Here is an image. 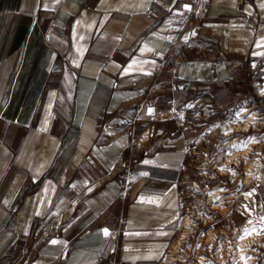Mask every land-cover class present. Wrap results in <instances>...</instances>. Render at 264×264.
I'll list each match as a JSON object with an SVG mask.
<instances>
[{
  "label": "crops",
  "instance_id": "crops-1",
  "mask_svg": "<svg viewBox=\"0 0 264 264\" xmlns=\"http://www.w3.org/2000/svg\"><path fill=\"white\" fill-rule=\"evenodd\" d=\"M193 3L0 0V264L164 260L221 83L264 119V0Z\"/></svg>",
  "mask_w": 264,
  "mask_h": 264
},
{
  "label": "rangeland",
  "instance_id": "rangeland-1",
  "mask_svg": "<svg viewBox=\"0 0 264 264\" xmlns=\"http://www.w3.org/2000/svg\"><path fill=\"white\" fill-rule=\"evenodd\" d=\"M224 98L210 114L212 131L198 145L190 178L196 226L188 227L183 201L185 228L160 264H236L238 256L242 264H264V119L236 106L247 96L229 104Z\"/></svg>",
  "mask_w": 264,
  "mask_h": 264
},
{
  "label": "built area",
  "instance_id": "built-area-1",
  "mask_svg": "<svg viewBox=\"0 0 264 264\" xmlns=\"http://www.w3.org/2000/svg\"><path fill=\"white\" fill-rule=\"evenodd\" d=\"M211 0H194V3L192 5V8H191V11L188 15L184 16L183 14L181 13H177L174 15V21L177 23L181 20H185L184 23H182L181 27L182 29H185L188 25V23L193 20V19H196L198 17H200L207 9L209 3H210ZM153 11L150 10L148 12V16L151 17ZM176 80L174 79V82ZM221 86H224V83H221ZM219 96L221 95L220 97V100H219V108L222 107V105L220 104H223L222 101H225L226 99L224 98L222 100V94H225V96H228V104L230 102H235L238 100L239 97H241V95L239 93H235V92H230V91H226L224 89L220 90L218 92ZM201 95V93H200ZM232 95H234V97H232ZM231 99V100H230ZM227 104V103H226ZM202 141H198L196 140L194 142V145L192 147V149L190 150L189 152V155H190V160L188 161V163L183 167V170H184V176L182 177L181 179V189H180V197H181V200L182 202L185 201L183 203V210L184 212L187 214V219L189 220V225L188 227L192 229V227H195L196 225L194 224V213L195 211L192 210L194 209V205H192V199L195 198V195H194V191H195V188L194 186L191 185V181H190V178H191V174H192V171L193 169L196 167L195 165V158H197L196 156L198 155V145L201 143ZM187 201V202H186ZM190 201V202H189ZM185 227L181 224L179 230H183ZM186 238V236L184 235L183 236V240ZM172 245L170 246V248L168 249L167 251V256H168V253L171 255V253H174L172 251ZM177 249V248H176ZM177 260V259H176ZM162 263V262H161Z\"/></svg>",
  "mask_w": 264,
  "mask_h": 264
},
{
  "label": "bare ground",
  "instance_id": "bare-ground-1",
  "mask_svg": "<svg viewBox=\"0 0 264 264\" xmlns=\"http://www.w3.org/2000/svg\"><path fill=\"white\" fill-rule=\"evenodd\" d=\"M248 179V178H247ZM187 223V222H186ZM188 225V223L186 224V226ZM211 236V235H210ZM209 236V237H210ZM235 261V260H234ZM237 261H238V263H236V264H242L243 263V257H241V256H238V258H237ZM249 261H250V259H249Z\"/></svg>",
  "mask_w": 264,
  "mask_h": 264
},
{
  "label": "snow or ice",
  "instance_id": "snow-or-ice-1",
  "mask_svg": "<svg viewBox=\"0 0 264 264\" xmlns=\"http://www.w3.org/2000/svg\"><path fill=\"white\" fill-rule=\"evenodd\" d=\"M185 7H187V6H185ZM145 163H148V162H147V161H145ZM103 231H104V234H105V235H108V234H109L107 229H104ZM53 243H56V242H55V241H53Z\"/></svg>",
  "mask_w": 264,
  "mask_h": 264
},
{
  "label": "water",
  "instance_id": "water-1",
  "mask_svg": "<svg viewBox=\"0 0 264 264\" xmlns=\"http://www.w3.org/2000/svg\"><path fill=\"white\" fill-rule=\"evenodd\" d=\"M262 219L264 220V216L262 217Z\"/></svg>",
  "mask_w": 264,
  "mask_h": 264
}]
</instances>
